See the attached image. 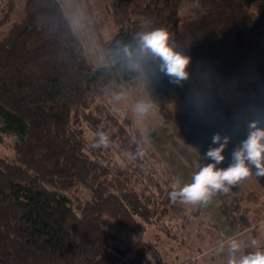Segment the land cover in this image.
Wrapping results in <instances>:
<instances>
[{
    "label": "trees",
    "instance_id": "obj_1",
    "mask_svg": "<svg viewBox=\"0 0 264 264\" xmlns=\"http://www.w3.org/2000/svg\"><path fill=\"white\" fill-rule=\"evenodd\" d=\"M257 1L109 0L119 32L105 41L107 62L95 64L60 0H4L0 135L16 143L14 157L0 156V264H165L158 242L145 236L183 210L168 196L176 178L150 142L144 159H127L148 139L111 100L118 84L141 81L161 117L198 152V165L211 163L202 157L217 146L214 133L232 136L218 165L226 168L246 135L232 133L235 106L218 80L264 93V31L255 16L264 22V1L255 9ZM159 27L192 58V79L182 87L158 68L156 74L155 63L138 52L137 34ZM201 60L212 77L211 110L197 114L190 102L174 110L191 92ZM97 131L110 134V149L89 147ZM237 186L216 197L229 226L243 232L253 224L234 194ZM108 223L128 230L131 239L118 242Z\"/></svg>",
    "mask_w": 264,
    "mask_h": 264
},
{
    "label": "rangeland",
    "instance_id": "obj_2",
    "mask_svg": "<svg viewBox=\"0 0 264 264\" xmlns=\"http://www.w3.org/2000/svg\"><path fill=\"white\" fill-rule=\"evenodd\" d=\"M152 1L156 3L159 0ZM263 1L258 0L254 5L255 9ZM60 2L84 45L88 61L105 64L107 62L105 41L119 32L109 8V0H60ZM3 3L4 0H0V8ZM20 5L21 2H19L13 19L19 15ZM255 16L256 23L264 31V22L259 20L257 15ZM203 72L210 73L205 60H201L198 65L194 79L195 86H199L200 83L197 79L198 73ZM218 81H222L226 86L229 97L234 103L235 113L253 95L264 102V93L248 94L241 89L235 79L220 78ZM117 88L118 92L115 96L120 95L122 99L116 100L114 96L111 100L113 106L121 114L128 110L133 115L134 127L145 134L161 160L170 167L175 178H180L182 182H189L191 174L197 170L200 160L198 152L183 139L173 122L161 117L156 106L155 114L147 119H138L134 115L133 107L137 101L150 100L141 81L122 82L117 85ZM189 96L190 93L185 99L174 102L172 108L174 110L183 108L189 103ZM241 130L247 135L246 127H241ZM242 140H239L238 144ZM15 143L14 136L0 135V156L14 157ZM262 179L263 177L257 178L253 175L241 182L234 192L237 197L242 198L243 205L249 208L253 227L243 232L231 228L221 212L220 201L215 196L207 206H184L183 210L172 218L173 220L166 217L159 225L150 226L145 238L158 242L164 254L165 264H174L191 258L196 259L198 264L226 263V249L222 252L219 245L232 237L244 240L246 251L254 250L250 246L252 240L264 246V184ZM84 195L90 197L86 193ZM107 226L115 234L118 242L125 243L131 239L128 230L114 223H108Z\"/></svg>",
    "mask_w": 264,
    "mask_h": 264
},
{
    "label": "clouds",
    "instance_id": "obj_3",
    "mask_svg": "<svg viewBox=\"0 0 264 264\" xmlns=\"http://www.w3.org/2000/svg\"><path fill=\"white\" fill-rule=\"evenodd\" d=\"M198 7V5H193ZM138 36V52L142 58L155 63V72L169 78V82L183 86L184 82L192 79L189 72L191 57L177 48L172 34L163 27L151 31L141 32ZM127 51V50H126ZM132 67L141 70L142 64L133 63ZM199 86L192 88L189 102L197 114L203 115L211 110L212 104V77L209 72L198 73ZM116 100L122 99L120 95ZM155 105L151 100L137 101L133 113L138 119H147L155 114ZM241 127H246V138L234 148L231 154V163L226 168L218 167L224 160L226 147L232 136L216 132L212 136V145L202 159L211 163L200 164L191 174L189 182H182L176 178L170 185L168 196L172 203H180L186 207L207 206L217 194H228L239 183L253 175L264 177V102L253 95L234 115L231 131L238 133ZM112 141L110 134L104 131L93 133L89 142L92 149H110ZM149 141L138 147L135 153L130 154V161L142 160L148 155ZM255 169V171H253ZM254 250L246 251L245 241L239 237H232L219 245L223 252L226 249V264H264V246L251 241Z\"/></svg>",
    "mask_w": 264,
    "mask_h": 264
}]
</instances>
